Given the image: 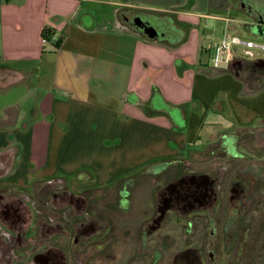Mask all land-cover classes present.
<instances>
[{
    "label": "crops",
    "instance_id": "crops-1",
    "mask_svg": "<svg viewBox=\"0 0 264 264\" xmlns=\"http://www.w3.org/2000/svg\"><path fill=\"white\" fill-rule=\"evenodd\" d=\"M103 7L113 15L100 14ZM135 14L166 17L187 31L151 40L127 21ZM196 17L206 16L128 0H0V90L23 94L0 106V191L50 182L105 189L137 168L201 154L206 132L232 131L230 100L247 108L264 88L253 94L225 67L202 63L219 42L204 48ZM45 26L62 38L58 49L42 44ZM220 96L224 112L215 107ZM26 97L31 114L21 107Z\"/></svg>",
    "mask_w": 264,
    "mask_h": 264
},
{
    "label": "flooded vegetation",
    "instance_id": "flooded-vegetation-1",
    "mask_svg": "<svg viewBox=\"0 0 264 264\" xmlns=\"http://www.w3.org/2000/svg\"><path fill=\"white\" fill-rule=\"evenodd\" d=\"M207 1L222 36L256 46H232L223 66L256 94L264 88V0ZM140 15L158 25L153 40L187 31L166 17ZM237 47L248 53L233 52ZM230 136L217 146L227 154L219 168L187 171L181 162L149 175V185L165 178L150 191L154 207L134 225L123 220L133 205L122 181L114 203L113 185L78 192L50 182L26 193L0 191V264H264V152L241 161L231 148L240 135ZM256 142L264 149V130Z\"/></svg>",
    "mask_w": 264,
    "mask_h": 264
},
{
    "label": "rangeland",
    "instance_id": "rangeland-1",
    "mask_svg": "<svg viewBox=\"0 0 264 264\" xmlns=\"http://www.w3.org/2000/svg\"><path fill=\"white\" fill-rule=\"evenodd\" d=\"M124 1V0H120ZM130 3H141L143 5H151L153 7L158 6H165L171 7V9H178L184 12L194 13L197 15H204L206 17H196L195 20L199 23L198 26L194 27L196 31L199 32V38L200 42L203 43L204 48L206 50H211L212 47L220 41V38H222V30L220 28V24L217 21H214L211 16L215 15V11L207 8L206 0H128ZM232 4L234 0H229ZM113 9L109 7H103L99 10V13L104 15H113ZM241 50L238 49L239 53H243L245 51L244 48H241ZM202 63L205 64L207 67H211V59L209 58V53H204L201 58ZM212 69V68H211ZM214 70V69H213ZM216 71V70H215ZM231 71V69H230ZM33 78V77H32ZM30 79V82L32 80ZM36 81V79H35ZM20 92H19V91ZM10 89L9 91H1L0 90V106L6 105L7 103H13V101H17L20 96L23 97L22 90L18 89ZM18 91V92H17ZM252 93L254 90H248ZM255 96V95H253ZM256 98V99H255ZM251 98L248 100V107L244 108L240 101L236 99L235 101H231L234 108H230L227 105V108L229 107L230 111L228 110V113L226 111V115L229 116L232 121H234V129L228 133L222 134L218 130H212L210 132H206L203 135L204 143L206 147L202 151L201 154L197 155H191L192 157L184 160L182 167V170H214L216 168H219L220 166L224 165V157L227 156V154L224 153H218L217 147L220 143H222L224 140H231L234 136H230L235 134L240 135V138H238V146L237 145H231V148L234 149V154L237 156H240L241 154V161L244 159L246 160L248 157L252 160H256L255 155L258 153L261 154L262 151L264 152V149L261 147H257V136L260 131L264 130V92L263 94H258L257 97ZM225 101L224 96H220V99L215 102V107L221 111H225ZM33 99L32 97H26L23 99V102L21 104V107L23 111H25V114H31L30 109L31 105H33ZM225 106V107H224ZM262 107V108H261ZM226 108V109H227ZM261 109L263 111H261ZM0 112L1 108H0ZM170 112V118L175 119L177 116V111L174 110ZM168 112V113H169ZM232 112V113H231ZM233 113H236L238 115L237 120L233 117ZM261 115H258V114ZM173 114V115H172ZM176 115V116H175ZM176 119V121H178ZM244 129V130H243ZM228 134V135H227ZM206 139V140H205ZM253 142V145L251 143ZM256 146V147H255ZM237 147V149H235ZM246 148V151H245ZM203 149V148H202ZM250 150L251 152L247 153V151ZM154 163V162H153ZM185 163V164H184ZM169 164L164 162H157L155 164H148L144 166L146 170H140V168H137L134 170L133 173H126L124 176L114 180L112 182L113 186H117L121 181L122 184L125 185L126 190L132 191V205L133 209L130 213L124 215V222L130 223L132 225L138 224L140 221H142L145 216L142 213L143 210H146L148 207H150V204L154 207L155 198L150 195V191L154 189L155 186H160L163 184L164 176L159 177L157 182L154 184L152 183L149 185L150 178L149 175L155 174L158 169L165 168ZM264 166V164H261ZM169 167V166H168ZM172 167V166H171ZM176 173V168H172L168 170V174L172 176V174ZM132 178H136V180H131ZM140 179V180H139ZM133 190H131V189ZM120 187H116L114 191L110 192L111 196L108 200L110 202L114 203V196L116 195V191H118ZM125 193V192H124ZM107 200V201H108ZM105 201V200H104ZM106 202V201H105ZM125 202V201H124ZM124 204V203H123ZM150 210V209H149ZM153 210V208H152ZM152 210H150L152 213ZM121 217V216H119ZM122 218V217H121ZM257 247L255 248V250ZM261 249V248H260Z\"/></svg>",
    "mask_w": 264,
    "mask_h": 264
},
{
    "label": "built area",
    "instance_id": "built-area-1",
    "mask_svg": "<svg viewBox=\"0 0 264 264\" xmlns=\"http://www.w3.org/2000/svg\"><path fill=\"white\" fill-rule=\"evenodd\" d=\"M56 40L57 38L53 36L50 42L44 38L41 39V42L43 45H48L56 42ZM232 46H246L250 48L256 47L250 43L242 42L238 37L227 36L224 34L212 54L211 64L214 69H220L224 66L225 58L229 54ZM258 49L264 51V46H259Z\"/></svg>",
    "mask_w": 264,
    "mask_h": 264
},
{
    "label": "water",
    "instance_id": "water-1",
    "mask_svg": "<svg viewBox=\"0 0 264 264\" xmlns=\"http://www.w3.org/2000/svg\"><path fill=\"white\" fill-rule=\"evenodd\" d=\"M127 21L131 26L135 28L143 29L144 33L147 35L148 39H154L157 34V24L156 22L149 21L140 14H135L132 17L128 18Z\"/></svg>",
    "mask_w": 264,
    "mask_h": 264
},
{
    "label": "trees",
    "instance_id": "trees-1",
    "mask_svg": "<svg viewBox=\"0 0 264 264\" xmlns=\"http://www.w3.org/2000/svg\"><path fill=\"white\" fill-rule=\"evenodd\" d=\"M53 36H54V32H53V30H52L51 28L45 26V27L42 29V31H41V38H44V39H46L47 41L50 42V40H51V38H52ZM56 38H57L56 42H54V43H52V44L50 43L49 45H51V46H53L54 48L58 49L59 46H60V44H61V42H62V38H61V37H56ZM151 112L154 113V114L161 115V112L152 111V110H151ZM243 130H244V129H243Z\"/></svg>",
    "mask_w": 264,
    "mask_h": 264
}]
</instances>
